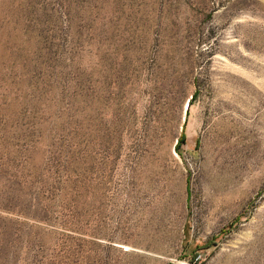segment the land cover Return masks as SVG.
<instances>
[{"label":"rangeland","instance_id":"374dc122","mask_svg":"<svg viewBox=\"0 0 264 264\" xmlns=\"http://www.w3.org/2000/svg\"><path fill=\"white\" fill-rule=\"evenodd\" d=\"M0 264H264V0H0Z\"/></svg>","mask_w":264,"mask_h":264},{"label":"trees","instance_id":"16d2710c","mask_svg":"<svg viewBox=\"0 0 264 264\" xmlns=\"http://www.w3.org/2000/svg\"><path fill=\"white\" fill-rule=\"evenodd\" d=\"M194 98H195V95H192L190 101L194 100ZM188 106H189V104H188Z\"/></svg>","mask_w":264,"mask_h":264}]
</instances>
